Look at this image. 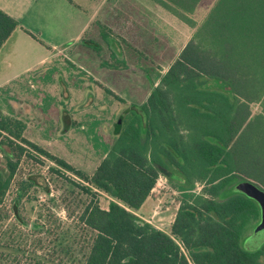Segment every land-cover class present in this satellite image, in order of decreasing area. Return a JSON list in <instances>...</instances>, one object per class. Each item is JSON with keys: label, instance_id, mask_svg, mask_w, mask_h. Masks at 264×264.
I'll use <instances>...</instances> for the list:
<instances>
[{"label": "trees", "instance_id": "trees-1", "mask_svg": "<svg viewBox=\"0 0 264 264\" xmlns=\"http://www.w3.org/2000/svg\"><path fill=\"white\" fill-rule=\"evenodd\" d=\"M156 1L183 18L182 3ZM244 13L221 20L227 29L206 36V45L190 41L145 101L125 109L90 175L28 140L25 123L0 108V264H264V245H242L259 207L235 189L255 174L264 179V12ZM18 26L0 9V47ZM253 103L260 112L252 114ZM256 115L263 126L258 158L256 148L238 147L249 142L244 129ZM29 149L81 180L49 167L66 185L68 215L77 211L69 224L44 202L29 216L39 183L16 178L22 157L35 158ZM159 175L178 192L168 232L136 214ZM102 194L110 197L106 208Z\"/></svg>", "mask_w": 264, "mask_h": 264}, {"label": "rangeland", "instance_id": "rangeland-1", "mask_svg": "<svg viewBox=\"0 0 264 264\" xmlns=\"http://www.w3.org/2000/svg\"><path fill=\"white\" fill-rule=\"evenodd\" d=\"M106 8L107 5L100 10L81 39L66 42L65 50L54 53L52 60L46 63L39 62V59L48 54L49 49L27 35L11 39L0 50V83L17 74L0 86L1 110L25 123L23 134L28 140L87 175L101 161L107 143L112 142L114 124L119 116L128 106H139L145 101L147 91L152 88L151 81L160 70L153 62H163L174 53L148 49L137 51L131 47L117 50L116 37L98 28V20L108 21L110 17L105 14ZM251 109L258 113L261 106L253 103ZM261 125L260 117L256 115L243 135L246 139L249 137L251 149L256 148V158L262 148ZM29 150L35 158L24 155L16 175V178L35 176L39 183L33 192L37 201L27 207L29 216L34 219L38 204L44 202L63 223L69 224L78 214L74 211L71 218L62 201L61 193L66 185L61 184V174L75 182L81 180ZM49 167L59 168L61 174L53 173ZM253 178L256 187L243 183L235 188L251 197L260 211L259 218L249 220L243 230L242 245L250 251L264 245V237L259 230L264 221V179L256 174ZM15 187L13 184L10 192ZM200 187L197 184L196 188ZM46 188L49 194L45 193ZM50 196L55 198V203L48 202ZM177 196L178 192L162 176L136 214L168 232L178 207ZM109 200V196L102 194L98 202L106 208Z\"/></svg>", "mask_w": 264, "mask_h": 264}, {"label": "crops", "instance_id": "crops-1", "mask_svg": "<svg viewBox=\"0 0 264 264\" xmlns=\"http://www.w3.org/2000/svg\"><path fill=\"white\" fill-rule=\"evenodd\" d=\"M176 1L183 4L178 7L183 18L156 0H0V9L19 22L0 50L13 38H22L24 35L32 37L30 32L37 36L35 41L49 49L48 54L39 59V62L46 63L55 54L65 50L68 46L66 42L81 39L100 10L107 5L105 14L110 17L108 21L98 20V28L116 37L117 50L131 47L137 51L148 49L174 52L163 62H153L154 66L160 67L151 81L156 85L159 75L165 73L190 41L206 45V36L227 29V26L221 25V20L233 14L243 16L246 10L252 12L253 18L255 14L258 18L259 13L264 12V0H198L191 8L195 0ZM112 57L116 58L115 54L112 53ZM16 76L4 79L0 86ZM150 91H147L146 97ZM252 114H255L253 110ZM245 144L251 146L249 142H241L239 149H244ZM251 161L255 159L251 158ZM253 180H241L238 186L247 183L256 187Z\"/></svg>", "mask_w": 264, "mask_h": 264}, {"label": "water", "instance_id": "water-1", "mask_svg": "<svg viewBox=\"0 0 264 264\" xmlns=\"http://www.w3.org/2000/svg\"><path fill=\"white\" fill-rule=\"evenodd\" d=\"M259 230L261 231V234H263L262 236L264 237V221L259 226Z\"/></svg>", "mask_w": 264, "mask_h": 264}, {"label": "built area", "instance_id": "built-area-1", "mask_svg": "<svg viewBox=\"0 0 264 264\" xmlns=\"http://www.w3.org/2000/svg\"><path fill=\"white\" fill-rule=\"evenodd\" d=\"M162 176L163 175H159V177H158V179H157V181H156V184H155V186H157L158 185V183H159V180H160V178H162ZM155 186L152 188V190H154L155 189ZM150 222V221H149Z\"/></svg>", "mask_w": 264, "mask_h": 264}]
</instances>
